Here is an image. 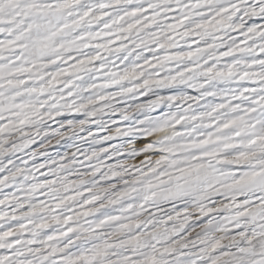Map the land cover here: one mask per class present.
Listing matches in <instances>:
<instances>
[{"label": "snow or ice", "instance_id": "6c2138e0", "mask_svg": "<svg viewBox=\"0 0 264 264\" xmlns=\"http://www.w3.org/2000/svg\"><path fill=\"white\" fill-rule=\"evenodd\" d=\"M0 264H264V0H0Z\"/></svg>", "mask_w": 264, "mask_h": 264}]
</instances>
